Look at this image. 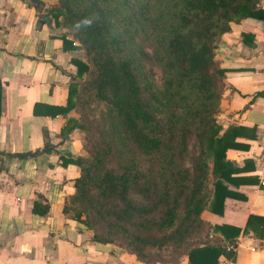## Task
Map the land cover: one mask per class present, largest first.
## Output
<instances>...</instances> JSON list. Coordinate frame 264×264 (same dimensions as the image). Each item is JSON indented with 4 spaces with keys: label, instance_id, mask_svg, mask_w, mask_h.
Listing matches in <instances>:
<instances>
[{
    "label": "trees",
    "instance_id": "obj_1",
    "mask_svg": "<svg viewBox=\"0 0 264 264\" xmlns=\"http://www.w3.org/2000/svg\"><path fill=\"white\" fill-rule=\"evenodd\" d=\"M259 1L55 0L48 9L82 50L66 104L54 109L77 114L71 128L84 152L62 161L79 169L62 210L93 242L145 263L233 258L239 229L200 218L220 215L235 197L227 186L241 179L225 151L245 146L235 141L241 128L220 133L224 72L214 55L230 23L264 21ZM31 210L42 215L47 206L34 201ZM160 254L169 260H154Z\"/></svg>",
    "mask_w": 264,
    "mask_h": 264
},
{
    "label": "crops",
    "instance_id": "obj_2",
    "mask_svg": "<svg viewBox=\"0 0 264 264\" xmlns=\"http://www.w3.org/2000/svg\"><path fill=\"white\" fill-rule=\"evenodd\" d=\"M38 1L39 9L28 0H0V264H187L185 256L145 263L117 246L93 242L92 232L63 212L79 169L62 161L83 150L81 134L71 128L77 114L54 108L66 104L72 59L83 56L47 14L55 0ZM259 7L264 10V0ZM214 58L224 72L220 133L229 125L241 128L235 141L245 146L225 151L241 179L227 186L235 197L224 200L220 215L203 210L200 218L239 229L233 258L220 256L219 263L264 264V224L254 218L264 217V161L260 167L258 160L264 94L257 95L264 92V21L230 23ZM45 144L50 151L37 152ZM34 201L47 206L44 214L32 213Z\"/></svg>",
    "mask_w": 264,
    "mask_h": 264
},
{
    "label": "rangeland",
    "instance_id": "obj_3",
    "mask_svg": "<svg viewBox=\"0 0 264 264\" xmlns=\"http://www.w3.org/2000/svg\"><path fill=\"white\" fill-rule=\"evenodd\" d=\"M81 144H82V134H81ZM193 149H194V146H193V141H192L191 146L189 148L188 157L192 154ZM83 154H84V152H83ZM154 260H157V261L165 260V261H167V260H169V257L160 254L158 256V258H154Z\"/></svg>",
    "mask_w": 264,
    "mask_h": 264
},
{
    "label": "built area",
    "instance_id": "obj_4",
    "mask_svg": "<svg viewBox=\"0 0 264 264\" xmlns=\"http://www.w3.org/2000/svg\"><path fill=\"white\" fill-rule=\"evenodd\" d=\"M73 44H75V42H73ZM258 160L261 161V163H259V166H260V167L263 166L262 163H263V161H264V151L261 152V153L258 155ZM261 177H262V179H264V171H262V173H261ZM220 264H222V263H220Z\"/></svg>",
    "mask_w": 264,
    "mask_h": 264
},
{
    "label": "water",
    "instance_id": "obj_5",
    "mask_svg": "<svg viewBox=\"0 0 264 264\" xmlns=\"http://www.w3.org/2000/svg\"><path fill=\"white\" fill-rule=\"evenodd\" d=\"M30 3H32L37 9L40 8V2L38 0H28ZM40 24V23H38Z\"/></svg>",
    "mask_w": 264,
    "mask_h": 264
}]
</instances>
